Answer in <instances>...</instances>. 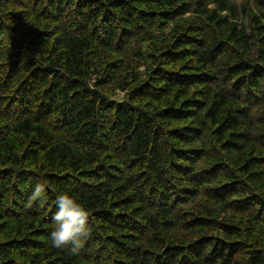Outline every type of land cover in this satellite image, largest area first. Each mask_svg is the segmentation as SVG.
Returning <instances> with one entry per match:
<instances>
[{
  "label": "trees",
  "instance_id": "16d2710c",
  "mask_svg": "<svg viewBox=\"0 0 264 264\" xmlns=\"http://www.w3.org/2000/svg\"><path fill=\"white\" fill-rule=\"evenodd\" d=\"M0 264H264V0H0Z\"/></svg>",
  "mask_w": 264,
  "mask_h": 264
},
{
  "label": "clouds",
  "instance_id": "9594fccd",
  "mask_svg": "<svg viewBox=\"0 0 264 264\" xmlns=\"http://www.w3.org/2000/svg\"><path fill=\"white\" fill-rule=\"evenodd\" d=\"M48 195L46 185L36 183L31 190L29 200L43 207L49 202ZM52 203L55 206V212L51 217L53 224L50 233L51 247L68 250L76 255L83 248L91 232L89 211L68 192L55 195Z\"/></svg>",
  "mask_w": 264,
  "mask_h": 264
}]
</instances>
